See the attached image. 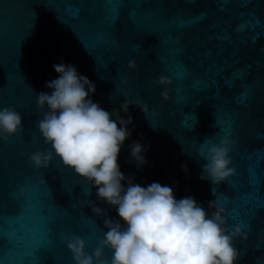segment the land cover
<instances>
[{
    "label": "water",
    "instance_id": "1",
    "mask_svg": "<svg viewBox=\"0 0 264 264\" xmlns=\"http://www.w3.org/2000/svg\"><path fill=\"white\" fill-rule=\"evenodd\" d=\"M114 3L119 4V0H0V107H15L23 117L21 132L7 142L0 141L5 196L29 183L50 190L49 199L66 210L64 219L54 225L58 229L60 264H73L66 246L72 235L84 240L88 253L102 237V218L93 217L91 210L84 207L88 200H96L95 190L55 156L46 169L35 170L28 162L30 153L50 150L37 129L42 113L36 107V95L49 91L45 88L46 82L57 77L53 65L63 61L75 65L79 73L95 84L92 100L104 109L112 111L127 99L142 100L148 106V118L134 104L128 109L134 129L118 158L125 176H132L135 182L145 186L153 181L172 185L177 198L191 195L206 209L210 201L222 205L228 229L236 225L242 228V235L233 240L239 253L237 264H264V233L261 231L264 209L252 218L254 204L264 196V91L258 84L250 90L245 87V81L232 77L235 69L255 60V49L264 44V38L253 45L244 42L245 33L233 31L235 45L214 39L213 29L209 27L211 16L198 25L181 26L194 14L214 11V0H150L142 6L135 0H125L119 6V20L110 28L115 62L111 63V59L101 62L94 55V49L106 36L103 25L111 16ZM254 4L257 14L264 17V4L260 0H254ZM134 8L145 22L152 12H161L165 17V30L157 36L140 31L129 15ZM236 11L240 10L233 12V28L243 23L235 16ZM84 17L96 26L94 34L86 35L82 31ZM169 34L181 38L183 51L178 55L174 54V49L179 46L166 42ZM232 47L239 48V63L229 59L227 64L218 63L210 71L207 62L201 66L202 54L208 49L215 53L220 48L231 50ZM173 56L175 58L165 68L162 58ZM131 59L136 60L134 71L127 69ZM161 75L172 81L167 102L161 100L162 89L149 83ZM197 79L215 80L217 84H194ZM185 80L188 95L193 97L186 104L179 100L174 89ZM247 80L251 81V77ZM198 88L205 90L197 91ZM245 93L247 99L242 95ZM218 103L225 105V114L235 121L230 152L234 174L226 180L231 184L225 187L226 181L212 186L209 181L199 179L206 162L196 153L206 139L218 142L223 135L219 128L225 127V123H216ZM192 123L191 128H185L184 124L191 126ZM136 140L148 146L145 153L148 163L139 170L131 162L128 147ZM182 165L187 167V173L182 171ZM222 199L226 203L222 204ZM6 204L9 212L14 210V202L6 199ZM97 204L104 207L99 201ZM108 211L115 218V210ZM33 226H38V221H34ZM60 229L63 235L59 234ZM30 239V234L21 232L18 243L5 251V258L15 259L22 255ZM106 255L110 254L106 252ZM46 264H57L54 254H46Z\"/></svg>",
    "mask_w": 264,
    "mask_h": 264
},
{
    "label": "clouds",
    "instance_id": "2",
    "mask_svg": "<svg viewBox=\"0 0 264 264\" xmlns=\"http://www.w3.org/2000/svg\"><path fill=\"white\" fill-rule=\"evenodd\" d=\"M53 68L57 77L46 82L49 91L36 95L42 113L37 129L50 150L30 153L28 162L35 170L46 169L55 156L95 190L96 200H88L84 207L102 218L104 231L91 253L80 236L67 239L73 264H237L233 240L242 235V228L228 229L222 205L210 201L209 211L191 195L177 198L172 185L157 181L141 185L121 171L118 158L134 129L128 109L134 104L147 116L148 106L127 99L108 111L92 100L95 84L75 65L61 61ZM127 69H136L135 59L128 61ZM149 83L162 89L163 102L169 100V77L157 76ZM22 128L23 117L15 107H0V141H9ZM232 144V134L224 132L218 142L209 138L196 149L206 162L200 180L215 186L234 174ZM128 147L131 162L138 170L143 168L148 146L136 140ZM181 168L187 173L186 166ZM109 209L115 210V218Z\"/></svg>",
    "mask_w": 264,
    "mask_h": 264
},
{
    "label": "snow or ice",
    "instance_id": "3",
    "mask_svg": "<svg viewBox=\"0 0 264 264\" xmlns=\"http://www.w3.org/2000/svg\"><path fill=\"white\" fill-rule=\"evenodd\" d=\"M124 2L125 0H119V4L114 3L112 5L111 16L107 17L103 25V31L106 33V36L100 40L99 45L94 49V55L98 61L103 62L111 59V63L115 62V59L112 58L114 41L110 34V28L119 20V6ZM147 2H150V0H135V3L140 6ZM214 2L216 5L214 11L209 12L206 10L194 14L182 22L181 26L183 27L185 24L187 26H195L207 21L211 16L213 19L209 27L213 29L212 38L224 40L231 45H235L236 41L233 39V31H235L236 33L243 32L246 34L243 38L245 43L250 42L253 45L260 43L261 39L264 38V17L257 14L254 0H214ZM260 3L264 4V0H260ZM234 10H240L235 12V16L241 18L243 21L242 24L236 25L235 28L231 24V19L234 18ZM129 15L134 19L139 30L143 33L157 36L160 31L165 30V17L161 12H152L146 22L136 8ZM32 23L33 21L30 20L31 27ZM81 29L86 35H92L96 31V26L87 17H84L81 21ZM165 39L166 42L175 43L179 46L174 49L175 55L183 51L180 37L169 34ZM255 51V60L244 63L240 68L235 69L232 77L234 80L245 81V87L250 90L258 84L260 89L264 91V44H261ZM239 54L238 47H232L231 50L220 48L215 53L211 49H208L202 54L201 66L207 62V70L210 71L211 68L217 67L218 63L227 64L229 59L239 63ZM214 56L216 59H213ZM174 58V56L164 57L161 63L165 68H168ZM248 77H251V81L247 80ZM180 79L183 80L184 78L181 77ZM201 83L206 86L217 84L215 80L197 79L194 81V84ZM174 89L179 94V100L183 101L184 104L193 98L188 95L186 80L183 84H176ZM204 90L201 88L197 89V91ZM137 94H139V91ZM242 95L247 99V93ZM215 99H219L218 93L215 94ZM215 109L217 125L219 123H225L226 125L223 128H219V131L221 133H232L235 121L225 114L227 111L225 105L218 103ZM184 126L185 128H191L193 123L191 126L186 124ZM4 168V166H0V264H46V254L48 253L54 254L57 264H60L57 250L58 229L54 225L64 219L66 210L58 207L49 199L51 192L47 187L40 188L34 183H29L26 187H18L10 191L6 197L3 189ZM228 184H231L230 180L225 182L224 187ZM6 199L11 200L15 204V208L11 212L7 210ZM220 202L223 204L226 203V200L222 199ZM262 209H264V196L259 197L254 204L252 218L254 219L255 213ZM34 221H38V226H33ZM6 224L8 225L7 228L5 227ZM261 231L264 233V228ZM21 232L31 235L26 251L15 259L5 258V251L18 243L17 237ZM59 234L63 235L62 229L59 230Z\"/></svg>",
    "mask_w": 264,
    "mask_h": 264
}]
</instances>
